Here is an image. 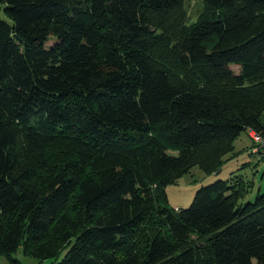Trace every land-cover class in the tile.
Listing matches in <instances>:
<instances>
[{
  "label": "trees",
  "instance_id": "trees-1",
  "mask_svg": "<svg viewBox=\"0 0 264 264\" xmlns=\"http://www.w3.org/2000/svg\"><path fill=\"white\" fill-rule=\"evenodd\" d=\"M1 4V255L264 264V193L244 201V176L188 208L166 191L264 137V0H203L193 22L186 0Z\"/></svg>",
  "mask_w": 264,
  "mask_h": 264
},
{
  "label": "rangeland",
  "instance_id": "rangeland-1",
  "mask_svg": "<svg viewBox=\"0 0 264 264\" xmlns=\"http://www.w3.org/2000/svg\"><path fill=\"white\" fill-rule=\"evenodd\" d=\"M189 21L197 20V17L203 9V0H186ZM5 4L0 5V16L12 23V20L5 14ZM54 41L51 38L48 42ZM238 71L237 66H232ZM257 145L246 132L238 138L235 151L223 163V166L217 173L207 174L199 166H195L192 170L183 175L176 183L166 187L168 194V205L180 209L188 208L197 192L203 185L210 184L218 179H229L233 176H244L251 183L250 192L244 197V201H254L256 196L264 193V158L258 161V157L252 154L251 149ZM14 258L19 259L23 264H40V262L32 257L25 256L22 248L14 253ZM0 264H11L10 260L0 254Z\"/></svg>",
  "mask_w": 264,
  "mask_h": 264
},
{
  "label": "built area",
  "instance_id": "built-area-1",
  "mask_svg": "<svg viewBox=\"0 0 264 264\" xmlns=\"http://www.w3.org/2000/svg\"><path fill=\"white\" fill-rule=\"evenodd\" d=\"M248 135L257 142V145L251 149L252 154L257 156L258 159L264 158V137L251 130L248 131Z\"/></svg>",
  "mask_w": 264,
  "mask_h": 264
},
{
  "label": "clouds",
  "instance_id": "clouds-1",
  "mask_svg": "<svg viewBox=\"0 0 264 264\" xmlns=\"http://www.w3.org/2000/svg\"><path fill=\"white\" fill-rule=\"evenodd\" d=\"M248 134V133H247ZM254 155V154H253ZM261 159H259L258 161H260ZM263 174H264V172H263Z\"/></svg>",
  "mask_w": 264,
  "mask_h": 264
},
{
  "label": "crops",
  "instance_id": "crops-1",
  "mask_svg": "<svg viewBox=\"0 0 264 264\" xmlns=\"http://www.w3.org/2000/svg\"><path fill=\"white\" fill-rule=\"evenodd\" d=\"M238 140V139H237ZM237 142V141H236ZM235 148H236V143H235Z\"/></svg>",
  "mask_w": 264,
  "mask_h": 264
}]
</instances>
